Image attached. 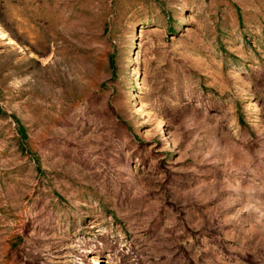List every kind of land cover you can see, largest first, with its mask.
<instances>
[{
    "label": "rangeland",
    "instance_id": "obj_1",
    "mask_svg": "<svg viewBox=\"0 0 264 264\" xmlns=\"http://www.w3.org/2000/svg\"><path fill=\"white\" fill-rule=\"evenodd\" d=\"M0 264H264V0H0Z\"/></svg>",
    "mask_w": 264,
    "mask_h": 264
}]
</instances>
